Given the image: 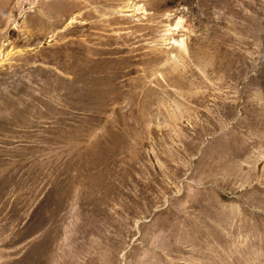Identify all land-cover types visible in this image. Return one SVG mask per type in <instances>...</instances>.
<instances>
[{"label": "rangeland", "instance_id": "1", "mask_svg": "<svg viewBox=\"0 0 264 264\" xmlns=\"http://www.w3.org/2000/svg\"><path fill=\"white\" fill-rule=\"evenodd\" d=\"M0 264H264V0H0Z\"/></svg>", "mask_w": 264, "mask_h": 264}, {"label": "bare ground", "instance_id": "2", "mask_svg": "<svg viewBox=\"0 0 264 264\" xmlns=\"http://www.w3.org/2000/svg\"><path fill=\"white\" fill-rule=\"evenodd\" d=\"M180 24H181V22L180 21H178V22H176V27L179 25L180 26Z\"/></svg>", "mask_w": 264, "mask_h": 264}]
</instances>
